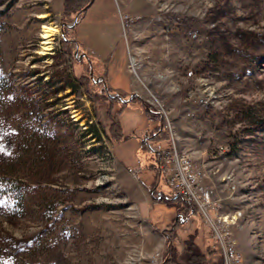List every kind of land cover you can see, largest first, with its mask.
I'll use <instances>...</instances> for the list:
<instances>
[{
    "label": "rangeland",
    "instance_id": "1",
    "mask_svg": "<svg viewBox=\"0 0 264 264\" xmlns=\"http://www.w3.org/2000/svg\"><path fill=\"white\" fill-rule=\"evenodd\" d=\"M71 2L0 0V264H164L190 236L219 263L160 173L172 144L264 264V0H95L75 29Z\"/></svg>",
    "mask_w": 264,
    "mask_h": 264
},
{
    "label": "built area",
    "instance_id": "2",
    "mask_svg": "<svg viewBox=\"0 0 264 264\" xmlns=\"http://www.w3.org/2000/svg\"><path fill=\"white\" fill-rule=\"evenodd\" d=\"M159 169L170 191L189 202L206 223L213 247L220 254V264H244V257L234 237V223L220 213V200L213 189L205 184L203 166L178 150L175 144L163 150Z\"/></svg>",
    "mask_w": 264,
    "mask_h": 264
},
{
    "label": "trees",
    "instance_id": "3",
    "mask_svg": "<svg viewBox=\"0 0 264 264\" xmlns=\"http://www.w3.org/2000/svg\"><path fill=\"white\" fill-rule=\"evenodd\" d=\"M69 1H72L71 2L72 4H71V9L70 10L67 9V11L65 12L66 16L77 13L81 8L86 7L92 1L94 3V0H69ZM86 11L81 15V17L78 21V24L81 23V21L83 20ZM72 29H75V27H73ZM105 78H106V80H108V75H106ZM79 81H81V80H79ZM102 92L107 94L105 88ZM107 98H109L110 100H113V101L118 100L117 97H115V98L107 97ZM123 105H124V107L120 109L121 114L124 113V111L126 109L125 107L128 106V103H124ZM113 124L116 128V130L114 132V136H115V138L116 137L120 138L122 135H124L123 125L121 122H118L117 120H116V123L113 122ZM155 157H156L157 161L160 162V157L158 155H155ZM161 179L162 178L160 176V180ZM6 187H8V186L4 187L0 183V207H5L7 205L10 206L12 204H16L17 201H19L13 195L15 189L13 190L9 187L8 188H6ZM15 193H17V190L15 191ZM173 195H174V199H177L176 201H179L181 203L180 212L182 213L183 217L189 216L191 214L194 215V214L198 213L197 210L194 209V207L189 202H187L186 200H184L180 196L175 198L177 196V194H175V193H173ZM177 227H178V225H175V230L177 229ZM190 237L184 240L185 248H184L183 254H181V256L178 257V255H177L178 252L175 249H172V248L169 249V253H170V254H168L169 259H167L164 264H220L221 263L222 258H220L219 263L216 261H213V262L209 261L208 255L204 254L201 251V249L199 248V244L193 238L194 236L193 237L190 236ZM216 252H217V250L216 251L214 250V252H212V253H216ZM1 261L3 262V260H1Z\"/></svg>",
    "mask_w": 264,
    "mask_h": 264
},
{
    "label": "bare ground",
    "instance_id": "4",
    "mask_svg": "<svg viewBox=\"0 0 264 264\" xmlns=\"http://www.w3.org/2000/svg\"><path fill=\"white\" fill-rule=\"evenodd\" d=\"M40 16V15H39ZM59 33V30L57 27H44L42 38L46 40L44 51H49L53 48V39L52 37L57 35Z\"/></svg>",
    "mask_w": 264,
    "mask_h": 264
},
{
    "label": "water",
    "instance_id": "5",
    "mask_svg": "<svg viewBox=\"0 0 264 264\" xmlns=\"http://www.w3.org/2000/svg\"><path fill=\"white\" fill-rule=\"evenodd\" d=\"M92 4H93V1L91 2V3H89L88 5H87V7H85L77 16H76V18H75V21H74V23L73 24H71V25H67V24H64L65 26L67 25L68 27H75L76 25H77V23H78V21H79V17L81 16V14L82 13H84L86 10H88L91 6H92ZM62 35L63 36H65V34H64V30L62 29ZM77 51H78V49H79V45H77ZM76 51V52H77ZM86 55L84 54V57H85ZM90 64H91V61L89 62ZM91 77H93V70L91 69ZM101 80H103V84H104V86H105V88H106V91H107V93L110 95V97H113L110 93H109V91H108V88H107V83H106V81H105V79L102 77L101 78ZM121 98V97H120ZM132 100V98L130 99V100H128V101H126V100H124L123 99V102L124 103H126V102H130Z\"/></svg>",
    "mask_w": 264,
    "mask_h": 264
},
{
    "label": "crops",
    "instance_id": "6",
    "mask_svg": "<svg viewBox=\"0 0 264 264\" xmlns=\"http://www.w3.org/2000/svg\"><path fill=\"white\" fill-rule=\"evenodd\" d=\"M95 1V0H94ZM94 4V3H93ZM92 4V5H93ZM108 70V74H110V76L108 77V80H109V78H112V76H111V74H113V70L111 69V66L109 65V68L107 69ZM109 82V81H108Z\"/></svg>",
    "mask_w": 264,
    "mask_h": 264
},
{
    "label": "flooded vegetation",
    "instance_id": "7",
    "mask_svg": "<svg viewBox=\"0 0 264 264\" xmlns=\"http://www.w3.org/2000/svg\"><path fill=\"white\" fill-rule=\"evenodd\" d=\"M90 66H91V64H90ZM98 82H101V80H98Z\"/></svg>",
    "mask_w": 264,
    "mask_h": 264
}]
</instances>
